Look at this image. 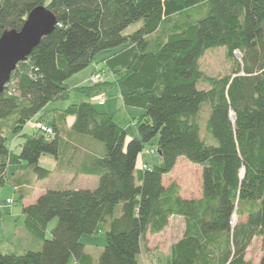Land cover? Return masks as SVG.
<instances>
[{"label":"trees","instance_id":"obj_1","mask_svg":"<svg viewBox=\"0 0 264 264\" xmlns=\"http://www.w3.org/2000/svg\"><path fill=\"white\" fill-rule=\"evenodd\" d=\"M38 5L53 11L57 24L0 93V186L12 165H28L38 179L50 176L40 161L50 155L59 162L64 131L70 163L79 152L96 154L86 161L98 185L50 188L23 205L25 227L41 245L24 253L0 249V264H69L72 258L74 264H141L145 234L163 231L172 216L183 217L185 226L171 245L170 264H253L247 252L255 237L264 264V0H0V37L20 30ZM218 46L227 48L235 67L231 74L205 76L199 59ZM94 62L92 75L98 64L114 79L93 83L90 75V84L69 87L68 80ZM202 79L209 87L198 86ZM114 87L125 105L144 110L133 138L91 99L62 110L64 119L74 117L69 127L41 122L42 115L36 121L52 133L29 124L72 90L102 106ZM10 135L24 136L19 153L8 146ZM156 136L158 148H147ZM147 153H159V165H149ZM182 156L202 167L199 197H184L177 183H164ZM12 179L15 186L21 181ZM99 222L107 242L95 258L81 238Z\"/></svg>","mask_w":264,"mask_h":264},{"label":"rangeland","instance_id":"obj_2","mask_svg":"<svg viewBox=\"0 0 264 264\" xmlns=\"http://www.w3.org/2000/svg\"><path fill=\"white\" fill-rule=\"evenodd\" d=\"M140 25L141 22L134 23L130 25L125 32H133ZM115 51V48L105 49L99 53L97 60H100L102 57L108 56ZM236 59H241V57L238 55V52ZM235 64V60L228 58L227 48L225 46L208 48L199 59L200 70L205 74V76L209 77H220L231 74ZM100 68L101 67H99L97 64L96 69L98 70L95 71L96 73H103L105 71L104 77L100 81L114 79L110 72H108L106 69H104L102 72ZM73 78L74 77L72 76L68 80V82H71V87L72 85H76V81L72 82L74 80ZM87 84L90 83L88 82ZM198 86L201 88H207L209 87V83L202 79L199 81ZM109 92L110 93H107V105L101 106L97 105L98 98H89L82 93L72 90L67 99L52 101L44 108L43 113L45 115V119L46 121L52 122L54 121L55 111L63 110L71 103H78L85 99H91L94 105L99 109H106L107 106L112 107L114 111V119L126 129L128 138L137 136V119L142 115V113H144V110L138 107L125 105L121 99V96L116 95V87H114L113 90ZM208 110V104L202 107L200 116L202 124L205 121ZM35 123L39 122L30 121L29 124L32 127H35ZM25 132L27 134H32L33 130L26 128ZM68 136L69 134L66 133V131L62 132L60 141L61 157L57 168L54 166L56 164V160H54L55 163L51 168L50 164L47 163V160L44 159V157L41 158L40 164L42 166L51 170L53 169V172L47 178L38 179L32 168L22 163L19 168L27 171L24 172L20 179H25L26 182L25 186H22L21 190H17V188H15V181L12 179V172L17 167H12V165L9 169L6 183L0 186V249L2 251L24 253L28 249H39L41 242L26 229L25 216L23 213V205L27 203H33L38 198L39 193L42 194L50 188H94L98 185V177L82 174L83 170L89 168V166H87L88 162L85 158V162H83V151L79 152L78 157L71 158V163L68 164V157L73 152L70 145L65 146ZM202 136L205 138L207 137L206 129L203 126ZM158 139L159 136H156L153 140L146 144V147L158 148ZM23 142L24 136L10 135L8 146L11 147L15 153H19ZM96 142L97 145L102 144L103 146V143H99L98 140H96ZM95 149L99 151L101 150V146L99 145ZM46 157H51L53 159V157L50 155H46L45 158ZM143 159L151 166L159 165L160 163L159 153H147L143 155ZM141 160L142 158L140 157V166L144 164V162L142 163ZM49 161H51V159ZM64 168H70L71 174L64 172ZM201 174L202 167L199 164L192 163L187 158L182 156L178 159L175 168L169 174L164 176V183L167 185L171 184L172 182L177 183L184 197H199L201 196ZM22 196H24V198ZM9 198L12 199V202L8 201ZM234 220H236L235 216ZM55 224L56 220H53L49 224L47 229L48 237L51 236V229L55 226ZM184 226V220L182 217H170L169 225L163 231L156 234H152L148 231L142 241V250L139 256L140 263L170 264L171 245L181 237ZM81 241L85 244L88 251H90L95 258H98L107 242L104 223L99 222L96 230L91 234H84L81 238ZM262 253L261 239L260 237H255L248 249L247 258L251 259L253 264H259ZM70 264H74L73 258L70 260Z\"/></svg>","mask_w":264,"mask_h":264},{"label":"water","instance_id":"obj_3","mask_svg":"<svg viewBox=\"0 0 264 264\" xmlns=\"http://www.w3.org/2000/svg\"><path fill=\"white\" fill-rule=\"evenodd\" d=\"M57 24L54 12L38 5L28 14L20 30L7 29L0 37V93L8 84L18 63L25 61L41 39Z\"/></svg>","mask_w":264,"mask_h":264},{"label":"crops","instance_id":"obj_4","mask_svg":"<svg viewBox=\"0 0 264 264\" xmlns=\"http://www.w3.org/2000/svg\"><path fill=\"white\" fill-rule=\"evenodd\" d=\"M112 54V53H111ZM110 54V55H111ZM109 56V55H108ZM107 56H104V57H102V59H100V60H97L96 59V62L97 61H101V60H104V58H106ZM94 64H96L95 62L92 64V65H90L88 68H86V69H84V70H82L81 72H79V73H77L76 74V76L74 75L73 77V81L72 82H74V81H76L75 82V84L76 85H72V87H71V82H68V84H69V86L71 87V88H73V87H77V86H81V85H86L88 82H89V77H90V75L92 74V72L94 71V69H95V65ZM76 79V80H75ZM110 93V92H109ZM116 95H119L120 96V93L118 92V90H117V94ZM112 98V97H111ZM110 100V99H109ZM107 103H108V100H107V102H106V104H105V106L107 105ZM102 110H106V111H108L109 113H113L114 111H113V109H112V107L110 106V107H106V109L104 108V109H102ZM57 114V115H56ZM41 115H42V117H41ZM39 117H41V122L43 121V122H45V123H47L48 121H46V119H45V115H44V113H43V111L41 112V114H38L37 116H36V118H35V120L34 121H36ZM54 120H56V122L58 123V125L59 126H62V124H63V126H66V127H69V126H71V124L73 123V121H74V117H72V116H69V117H67L66 119H64L63 117H62V110H57V111H55V116H54ZM26 128L27 129H30V130H32L33 128L31 127V126H26ZM93 154V153H92ZM94 155H96V154H93V155H91V154H89V155H87V156H85L84 158L85 159H88V158H90V157H92L93 158V156ZM45 156L46 155H44V156H42V158L44 157V159H46L47 160V163L48 164H50V167L52 168V165L55 163L54 162V158L52 159L51 157H46L45 158ZM84 158H83V162H85V160H84ZM51 159V161H49ZM70 162H68V164H69ZM21 165H19V166H12V167H17L13 172H12V177L13 178H20V177H22V175L24 174V172L25 171H27V170H23V169H21V168H19ZM55 166V168H57L58 167V160H56V164L54 165ZM53 166V167H54ZM88 166V165H87ZM11 168V166L9 167V169ZM9 169H8V171H9ZM65 169V171L64 172H67L68 174H71L70 173V168H64ZM52 172H53V169H52ZM82 174H85V175H89V176H96V177H98V174H97V172H96V170H94V168H86L85 170H83V173ZM25 182H26V180L24 179V180H21V181H19V182H17L16 184V186H15V188H17V190H21V188H22V186H25ZM41 193H39L38 194V196L40 195ZM24 196H25V194H24ZM27 204H29V203H27ZM172 217H181V216H172ZM182 219H183V217H182ZM166 228H167V226H166ZM165 228V229H166ZM183 232V231H182ZM181 235H182V233H181ZM41 245V244H40ZM40 247V246H39ZM73 262H74V260H73ZM70 264V263H69Z\"/></svg>","mask_w":264,"mask_h":264},{"label":"built area","instance_id":"obj_5","mask_svg":"<svg viewBox=\"0 0 264 264\" xmlns=\"http://www.w3.org/2000/svg\"><path fill=\"white\" fill-rule=\"evenodd\" d=\"M102 78H103V73L97 72L96 74L91 76V81L96 83V82H99ZM100 102L101 103L105 102V99H102ZM32 122H35V121H32ZM35 127L40 128L42 131L46 132L47 134L52 133V128L45 124H42L41 122L35 123ZM8 201L11 202V199H9Z\"/></svg>","mask_w":264,"mask_h":264}]
</instances>
